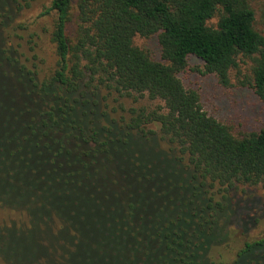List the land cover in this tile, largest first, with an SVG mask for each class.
Here are the masks:
<instances>
[{
	"label": "trees",
	"instance_id": "obj_1",
	"mask_svg": "<svg viewBox=\"0 0 264 264\" xmlns=\"http://www.w3.org/2000/svg\"><path fill=\"white\" fill-rule=\"evenodd\" d=\"M29 3L0 0V77L15 81L20 96L13 106L0 109V126L16 123L9 128L17 127L16 142L26 145L29 155L40 157L45 182L34 179L29 186L33 192L0 194V208L26 215L19 224L14 220L0 224V260L74 264L70 258L81 252L93 257L82 264H264V235L246 240L232 259L214 260L213 251L226 242L231 225L246 233L254 223V209H236L227 197L215 200L204 189L207 183L229 190L237 184L264 182V125L234 135L203 109L199 93L181 79L191 63H200L202 73L229 87L235 71L239 85L252 89L264 105V34L254 27L250 0H49L34 17H53L49 41L54 67L43 76L21 62L3 38L19 35L21 25L11 29V6L17 4L20 12ZM70 23L73 30L68 35ZM136 36L150 39L154 53L135 45ZM90 86L94 91L103 87L108 93L146 95L163 105L129 109L128 116L120 118L124 130L109 136L87 129L76 112L87 103L84 96ZM23 113L31 114V125L18 124ZM152 125L158 131L151 130ZM156 133L178 149V157L151 141ZM111 141L130 151L132 160L137 148L162 158L172 170H159L161 177L172 173L192 183L190 200L179 203L176 211L155 205L159 223L153 236L137 219L131 200L109 214L83 193L96 186L106 198L120 197L123 188L115 187L118 174L109 162L121 149L111 148ZM16 172L0 164V183ZM75 206L90 208L101 219H108V214L115 226L104 236L85 235L70 220ZM127 216L131 221L122 225ZM80 236L89 243H79Z\"/></svg>",
	"mask_w": 264,
	"mask_h": 264
},
{
	"label": "rangeland",
	"instance_id": "obj_2",
	"mask_svg": "<svg viewBox=\"0 0 264 264\" xmlns=\"http://www.w3.org/2000/svg\"><path fill=\"white\" fill-rule=\"evenodd\" d=\"M48 2L49 0H30L29 6H24L20 12H17L15 8L17 4H13L11 6L12 20L10 24L12 23L11 29L21 25L17 30L19 35L3 36L7 46H10L11 50H15V52L13 51L14 55L28 67H34L41 76L50 73L55 61L54 49L49 41L53 17L44 16L34 20L40 9ZM250 5L254 10V27L258 32L264 34V0H250ZM72 30L73 25L70 23L67 34L70 35ZM134 44L140 48L150 49L154 53L155 46L150 39L136 36ZM201 69L200 63H191L189 70L181 75V79L185 87L193 88L199 93L203 109L207 113L216 116L221 123L228 125L234 135H241L264 125L263 103L254 95L252 89L239 85L236 81L235 71L231 72L232 85L223 87L217 83L214 75L202 73ZM241 70L243 73L247 72L245 65L241 64ZM90 88L84 96L88 100L87 103L82 102V107L76 112L84 120L83 124L87 129L91 128L109 136L114 130L119 132L124 130L120 129L123 128L120 118L127 117L129 109L146 108L152 110L163 105L161 101L151 100L146 95L142 97L137 95L126 96L113 92L108 93V90L103 87L95 91L93 86ZM17 89L15 81L4 80L0 77V109L15 104L20 97ZM21 121L31 125V114L23 113L18 124ZM12 124L16 123L9 121L6 127L0 126V164L15 168L17 172L14 174L15 176L8 177L6 183H0V194L8 192L11 196H17L25 192H33V188L29 187L33 186V180L37 179L42 184L45 182V176L41 173V165L38 162L40 157L37 154L35 156L29 155L26 145H19L16 142L18 128L10 129ZM31 128L29 127V130ZM149 128L157 130L155 125L149 126ZM108 131L110 132L108 133ZM22 134L23 131H19V135ZM33 137L35 136L33 135ZM150 137H152L151 141L154 140L160 148L170 155L179 156L178 149L161 139L159 133ZM111 138L115 139V137ZM7 139H11V142H8ZM109 146L121 149L114 151V160L109 162V167L115 169L118 174V184L116 183L115 187L123 188L120 191V197L115 198L110 195L109 198H106L105 192L98 190L96 186L90 187L83 193L96 206H103L109 214L115 211L119 204L131 200L135 204L133 210L137 214V219H142L145 229L153 236L158 229L157 223H159L155 217V212H158L155 205L164 206L168 211H176L181 203L190 200L193 190L192 183L183 182L180 175L172 176V173L168 174L171 179L165 175L161 177L159 170L169 172L172 168L170 170L165 167L162 158L155 157L143 148H137V157L132 160L131 155H129L132 153L124 147L118 146L113 141L110 142ZM11 150H13L12 154H10ZM6 153L9 154V157ZM2 156L5 157L4 160H2ZM43 157H48V154H43ZM6 160L8 161L5 162ZM181 162L186 164L185 160ZM55 164H57V160ZM29 165H32L30 169ZM27 167L28 170L24 171L22 176H18V173ZM121 175H124L125 178H120ZM94 180L99 182L98 178ZM204 189L209 190L215 200H220L223 196L227 197L236 209L245 206L254 209V223L248 225L246 233H243L235 225H231L226 242L213 251L214 260L218 258L232 259L246 240L264 235V182L256 185L237 184L229 190H222L216 185L211 187L207 183ZM91 193L93 196H90ZM112 206L115 209L112 210ZM74 210L76 212L70 220L74 225L82 228L85 235L94 232L104 236L109 228L115 226L113 222H110L112 217L108 214H106L109 216L108 219H101V217H96L90 208L84 210L81 206H75ZM159 215L161 218L164 217L161 212ZM25 219L24 213L0 208V224H8L12 220L19 224V220L25 221ZM130 221L131 218L127 216L122 220V225H128ZM79 239V243L82 245L89 243L86 236H80ZM151 241L155 243L156 239H151ZM90 259L93 257H85L80 252L79 255L74 253L70 261L74 264H82L86 260L90 261ZM0 264L4 263L0 260Z\"/></svg>",
	"mask_w": 264,
	"mask_h": 264
}]
</instances>
